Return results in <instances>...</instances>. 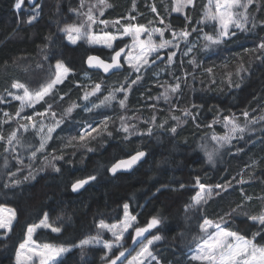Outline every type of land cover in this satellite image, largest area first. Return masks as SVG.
Returning <instances> with one entry per match:
<instances>
[{
  "label": "trees",
  "instance_id": "1",
  "mask_svg": "<svg viewBox=\"0 0 264 264\" xmlns=\"http://www.w3.org/2000/svg\"><path fill=\"white\" fill-rule=\"evenodd\" d=\"M89 1L93 0H86L85 12ZM108 1L110 7L104 9L103 16L98 9H94V14L99 15V20H120V24L105 26L97 23L96 32L113 33L116 27L127 24L162 26L159 17L176 30L196 28L203 31L206 0H194V6L187 7L184 16L173 14L172 0ZM16 2L0 0V100L3 101L0 103V136L4 137L0 140V207L16 212L9 237L0 239V264H16V250L27 238L28 227L40 223L45 214L49 224L61 231L53 234L38 230L33 234L37 244L70 247L72 250L62 258L61 264H103L101 257L105 249L102 246L86 247L82 252L73 245L95 236L100 220L118 222L123 215L124 203L129 204V212L137 216L141 226L146 225L151 216L162 218L160 225L147 235L149 238L153 234L162 237L152 246L160 264H205L190 257L206 237L200 230L205 219L250 237L256 226L246 214L264 211V59H261L264 51L257 47L264 40V0H254L248 9L250 21L256 23L255 28L250 22L246 31L236 33L223 42L219 51L207 57L199 49V43L187 57H182L179 51L172 65L163 67L164 72L158 78L155 75L159 71L152 68L140 73L141 79L129 90L124 108L117 102L124 98V94L117 92V101H113L111 106L92 112L84 110L85 101L80 99L84 86H93L89 85L90 81L102 84V92L90 97L93 103H99L109 91L121 84L127 87L136 79L137 73H129V68L124 65L123 72L105 77L86 68L88 55H98L109 61L112 50L82 42L75 45L66 42V34L60 29L84 18L72 11L80 7V0H39L40 14L31 25L27 20L35 7L29 8L24 0L17 12L14 8ZM150 5L158 10L157 17L149 12ZM202 31L192 32L190 38L194 39ZM165 32L168 38L171 37L168 31ZM128 42L129 39H123L117 45L123 47ZM57 60H62L69 67L68 77L55 86L45 100L34 107H26L21 116L43 112L51 104L52 111L59 118L72 102L80 107L56 129L46 149L30 161L31 152L39 144L38 136L31 127L28 131L20 127L28 121L15 116L20 102L10 93L20 94L22 90L13 89L11 85L20 82L33 91L39 90L54 76ZM208 67L213 69L212 75L203 71ZM241 69L244 70L240 73L244 76L243 82L237 74ZM85 75L90 79H85ZM182 75H186L185 80H182ZM176 83L180 84L179 91H169L166 101L162 93ZM236 84L241 86L237 88ZM184 109L190 110L195 120L192 116H184ZM244 111L249 114L247 119L243 116ZM5 112L13 117L7 123L3 122L8 119ZM121 116L128 125H135L133 134L119 130ZM225 116H235L237 124L245 128V132L234 133L231 144L215 153L209 163L207 149L209 146L216 148L212 136L221 137L227 132ZM106 117L111 118L106 132L98 136L93 134L95 139L69 144L71 137L78 136L82 128L88 124H99ZM51 122L50 119L45 120V123ZM160 124L164 127H159ZM210 124L211 127L208 126ZM150 127L152 135L147 134ZM171 127H176L175 134L168 131ZM13 131L21 138L22 145L15 146V152H5L6 146L11 148L7 145V137ZM137 150L144 151L146 157L131 173L109 175L108 169L113 163ZM53 156H61L62 159L53 160ZM17 157L22 159L24 167L17 164ZM46 157L60 169L59 172L47 163ZM29 164L31 169L26 167ZM30 170L35 178L25 180ZM89 176L96 179L80 193L73 194L72 184ZM197 177L207 186L230 182V187L227 192L219 196L214 194L207 203L186 212V207L193 204L192 198L200 191L196 186ZM14 180L21 183L14 185ZM213 191L220 190L214 188ZM245 196L252 199L246 200ZM238 204L243 208L232 216L226 215ZM110 236L108 232L102 233L103 239L111 240ZM151 264H156V261H151Z\"/></svg>",
  "mask_w": 264,
  "mask_h": 264
},
{
  "label": "snow or ice",
  "instance_id": "2",
  "mask_svg": "<svg viewBox=\"0 0 264 264\" xmlns=\"http://www.w3.org/2000/svg\"><path fill=\"white\" fill-rule=\"evenodd\" d=\"M24 0H17L15 4L16 9L22 7ZM86 0H80V7L78 9H72L78 17L83 16L85 19L79 24H65L63 28L60 29L61 32L66 34V38L69 43L75 45L79 40H86L89 45H102L108 49L112 50L110 57V62L102 59L97 55H88L87 64L89 68H96L102 70L104 73H113V71L120 70L124 64H127L128 67L135 73L136 79L132 80L131 83L125 87L123 84L119 88H115L109 91L108 95L104 96L103 99L99 100V103H93L90 100V97L97 96L98 93L102 92V84L96 83L93 86H84V92L82 97L84 104V110L92 112L98 108L109 107L113 101H117V96L115 93L122 92L124 94L123 99H119L117 102L121 108L126 106L125 102L127 100L128 92L131 89L132 85L136 84L137 81L141 79V71L145 66H151L154 64L157 59H160L159 53L161 50L166 48H176L179 49L181 44L188 45L187 51L184 53L187 55L192 51L195 44H192L189 40L192 32L202 31V29L193 28L189 31L187 28H183L180 31H176L172 28L170 24L166 25L165 28H155L149 29L144 25H121L123 31L120 32L117 29L116 33L102 32L96 34L93 31V26L97 23L104 24L107 26L109 23H112L113 26L119 25L120 20L113 22L107 20H99L97 16L94 15V9L99 10L100 16L104 15V9L110 7L107 0H96V3L90 4L87 11H83ZM254 0H209V6L213 3L215 4L214 11L209 10L205 13L207 20L213 21L215 24L219 25L218 30L214 34L205 33L202 39L205 41L204 47L210 48L214 45L221 44L226 38L231 35H235L231 31L232 28L239 29L241 31L247 30V25L252 22V27H256L254 21H250L248 14V9L252 5ZM175 7L172 11L181 12L183 8L187 6H194V0H174ZM40 5H35L33 9V15L29 16L27 23L31 25L33 22L37 21L39 17ZM242 10V11H241ZM152 11L155 13L157 9L153 6ZM127 19L134 20L135 17H127ZM185 19H188L185 16ZM161 24H164L165 21L161 18L159 21ZM165 31L172 32V39H164ZM154 34L160 36V41L156 42L154 40ZM145 36L146 38L142 39L141 37ZM123 37H131L132 44L120 47L115 46L114 42ZM258 49L264 51V40H262L258 45ZM138 49V51H137ZM127 50V51H126ZM176 55L175 52H170L167 55V61L169 64L173 62V57ZM123 57V58H122ZM151 58V59H150ZM264 59V58H261ZM192 63V61H190ZM55 73L53 77H50L49 80L41 85L39 90H31L26 84L20 82H13L11 87L13 89L22 90L23 94H12L13 99L20 101V108L16 112L15 116L20 117L23 120L28 121V124H22V127L25 131L29 130L31 127L35 130L37 136L39 137L40 143L38 147H35L29 156V160H35L38 152H43L46 149L48 141L53 139V133L61 124L64 123L65 118L70 117L73 111L80 107L76 102H72L69 107L64 110V113L57 118V113L52 111V105L49 104L48 107L43 111H37L32 115L21 116V113L26 107H34L36 104L45 100V97L51 95L56 85L62 84L64 80L68 77L70 73L69 67L65 65L62 60H57L55 64ZM211 71V69H209ZM244 71L241 69L237 74ZM127 77L125 81L127 82ZM241 82H243L244 76L240 75ZM229 83L231 84V79L229 78ZM237 88L241 84L235 85ZM180 89V84L176 83L175 85H170L165 89V92L162 93L163 98L167 101L169 99V91L172 93L178 92ZM61 100L64 99L63 96L60 97ZM0 103H3L0 100ZM89 104L91 106L89 107ZM196 107V105H193ZM184 116H192L195 120V116L188 109H184ZM248 112L244 111L243 116L247 119ZM4 116L8 119L3 121L4 123L9 122L13 117L5 112ZM35 117H39V120H36ZM173 119L178 120L177 117L173 116ZM46 119H50L51 123H45ZM111 118L106 117L104 120L100 121L99 124L93 125L88 124L86 127L82 128L78 136L71 137L69 144L71 145L72 141L84 142L88 138L95 139V136L101 135L107 131L108 122ZM153 117V121H154ZM264 119V118H262ZM121 127L120 131H123L127 134H133L135 132V125H128L123 116L120 117ZM224 126L227 130L226 134L221 137L216 135L212 136V140L216 144V148L212 152H207L208 162L213 161V156L220 148H223L225 145H230L232 139L235 138L234 133H244L245 128L240 127L235 116L223 118ZM216 121H213L215 123ZM211 127L212 125H208ZM230 126V127H229ZM159 127L163 128L164 124H160ZM171 133L175 134L177 129L176 127H171L168 129ZM95 134V136L93 135ZM111 135V133H108ZM148 135H152V128L150 127L147 130ZM127 139V136L125 137ZM0 140H4L3 136H0ZM7 145L10 147H5V152H15V146L22 145L21 138L18 137L16 131H13L7 137ZM89 151L92 149L89 148ZM146 153L142 150H137L135 154L130 155L127 159H119L117 162L113 163L108 171L115 176L120 171H127L133 168L139 161L144 158ZM48 164H51V161L45 158ZM53 160L62 159L61 156H53ZM18 165H23L22 159L19 157L16 158ZM5 166L7 167V161H5ZM52 168L59 172L60 169L57 168L54 164H51ZM31 169V164L27 165ZM15 176V173L11 174ZM35 175L30 170L29 175L24 179H34ZM95 176H89L85 179H78L75 183L72 184V191L77 192L82 189L89 181L95 180ZM244 181H241L243 183ZM21 183L19 180H14L13 184ZM8 185L6 184L5 187ZM196 186L200 189L199 192L192 198L193 204H190L186 207L185 211L187 212L194 206L201 205L202 203H207L208 199L211 198L214 194L219 196L224 192L228 191L230 187V182L227 185L216 184L214 186H207L200 182V179L196 178ZM181 188L184 185H180ZM219 189L214 193L213 189ZM160 189H157L159 192ZM176 191V189H173ZM155 195V193H153ZM246 200H251V197L245 196ZM243 205L238 204L236 208L232 209L231 212L226 213L228 216H232L234 213H237L238 210L242 209ZM248 220L252 222V225L256 226V230L251 233V236L248 237L244 234H241L239 230H228L224 227H221L220 223L205 219L200 225L201 232L206 234V238H202V243L196 248L195 254L191 255L192 260H199L205 262V264H264V244H261V241H264V211L259 214H246ZM16 219V212L12 209H6L0 207V239H7L9 234L13 229V222ZM161 217L159 215L151 216L146 225H139L137 221V216L129 212V204H123V219L118 220L117 223H106L104 220H100L96 227L99 229L95 236L86 237L78 244L73 245V247H78L82 250L86 247H103L105 249V254L101 257L103 264H151V261H156V264H160V261L157 260V257L153 254L152 246L155 242L162 239L160 235L153 234L151 238L145 236L146 233L154 228H157L161 223ZM223 220V217H221ZM39 227L51 228L52 232H60L59 227H53L48 222V216L45 214L44 219L38 225H30L27 229V238L23 243L19 245V248L16 250V264H28V261H31L32 264H36V261L33 260V257L39 259V264H61L62 257L64 254L70 252L72 249L63 245H53L49 243L37 244L33 240V233ZM213 229V231H209ZM108 232L111 234L112 239L106 240L102 238V233ZM131 238L132 244L138 246V251L136 247L129 248L127 240ZM146 241V242H145ZM132 252H135V255H132ZM23 257V259H22ZM131 257V258H129Z\"/></svg>",
  "mask_w": 264,
  "mask_h": 264
},
{
  "label": "rangeland",
  "instance_id": "3",
  "mask_svg": "<svg viewBox=\"0 0 264 264\" xmlns=\"http://www.w3.org/2000/svg\"><path fill=\"white\" fill-rule=\"evenodd\" d=\"M107 2H108V4H110V2L107 0ZM172 2H173V7H175L176 5H175V3H174V0H172ZM17 3V2H16ZM94 3H96V0H93L92 2L91 1H89V5L90 4H94ZM206 8H205V12H204V15H203V19H202V24H203V31H202V33H199L198 34V36L197 37H195L194 39H191L190 37H189V40H190V42L192 43V44H195L196 46L198 45V43H199V49H201V51L204 53V56L205 57H207L209 54H211V53H215V52H217V51H219V48H221V46H223V42L224 41H226V40H228V39H231L232 37H234L235 35H236V33H239V32H243V31H241V30H239V29H235V28H232L231 29V31L232 32H234L235 33V35H231V36H229L228 38H226L221 44H219V45H214V46H212V47H210V48H205L204 47V44H205V41L202 39V37H203V35L205 34V33H207V34H214V32L216 31V30H218V28H219V25L218 24H215L213 21H211V20H207L206 19V17H205V13L209 10V7H211V10H213L214 11V9H215V4L213 3L211 6H209V0H206ZM23 5V4H22ZM152 7H153V5H150L149 6V12H153L152 11ZM187 7H189V6H187ZM187 7H185V8H183V10L181 11V12H176V11H173V14H175V15H177V16H184V13H185V9L187 8ZM14 8H15V6H14ZM34 8V7H33ZM156 8V7H155ZM15 10L18 12V11H20V9H16L15 8ZM242 11V10H241ZM95 12V11H94ZM154 13V12H153ZM155 14V16L157 17L158 16V10H157V12H155L154 13ZM95 16H97L98 17V19H100V17H99V15H96V14H94ZM162 17H159V21H160V19H161ZM85 18H80L77 22H74V23H72V24H79V23H81L83 20H84ZM163 19V18H162ZM164 20V19H163ZM165 21V20H164ZM97 25L98 24H96V25H94L93 26V31L96 33V34H100L99 32H96V27H97ZM162 26H152V27H148L147 25H144L145 27H147V28H149V29H155V28H165V26L166 25H168V23L165 21V23L164 24H161ZM250 25V24H249ZM173 29H175V27H172ZM117 29H119V31L120 32H122L123 31V28L122 27H120V28H118V27H116L115 28V32H113V33H116V31H117ZM176 30V29H175ZM181 29H179V30H176V31H180ZM169 33H170V35H171V37H169L168 38V36L166 35V32L164 33V39H167V40H171L172 39V32L171 31H168ZM142 39H144V38H146L145 36H142L141 37ZM154 40L156 41V42H159L160 41V36L158 35V34H154ZM123 39H129V42H128V45H131L132 44V39H131V37H123ZM123 39H120V40H117V41H115L114 42V47L115 46H117V43L119 42V41H121V40H123ZM200 40V41H199ZM199 41V42H198ZM66 42L68 43V44H70V45H73V44H71V43H69V41L67 40V38H66ZM79 42H82V43H85V44H87V45H89L88 43H87V41L86 40H79L77 43H79ZM76 43V44H77ZM89 46H92V47H103L102 45H89ZM103 48H105V49H107V50H111V49H108V48H106V47H103ZM187 48H188V45H186V44H181V46H180V48L179 49H176V48H166V49H163V50H161L160 51V53H159V55L161 54V53H163V54H165V52H166V58L162 61V62H160L159 64H156V65H151L150 67L149 66H145V68L144 69H142V71H141V73L143 72V71H145V70H147V69H150V68H152L153 70H155V71H159V72H157L156 73V77L158 78L160 75L159 74H163V72H164V70H163V67H168V66H170V65H172V63L174 62V60H175V58H176V56H177V53L180 51V53H181V56L182 57H187L188 55H190V53H192V51L196 48V47H194L193 49H192V51L191 52H189L187 55H185L184 53L187 51ZM127 51V50H126ZM137 51H138V49H137ZM170 52H175L176 53V55L173 57V62L171 63V64H169L168 63V61H167V55H168V53H170ZM151 59V58H150ZM127 68H129L128 67V65L127 64H124ZM209 69H211V68H206V70H203V71H205L206 73H208L209 75H212V72H213V69H211V71H209ZM129 73H131V72H133L130 68H129ZM135 73V72H134ZM85 79H90V77L88 76V75H85V77H84ZM182 80H185L186 79V75H182ZM176 79H179V77L178 78H176ZM176 79L174 80L175 82H176ZM95 83H93L92 81H90L89 82V85H94ZM86 85H88V84H86ZM57 86V85H56ZM20 94L22 95L23 94V91L22 92H20ZM13 98V97H12ZM20 102V101H19ZM90 107V106H89ZM38 141H39V143H40V140H39V137H38ZM29 145V144H28ZM27 146V145H26ZM37 146H39V144H37ZM213 149H214V147L213 146H209L208 147V149H207V151L208 152H212L213 151ZM221 150H222V148H220L219 149V153L221 152ZM218 152H216V153H218ZM121 219H123V215H122V218ZM15 221V220H14ZM14 223V222H13ZM117 223V222H116ZM38 224H40V223H38ZM37 224V225H38ZM40 229H43V230H47V231H50L51 233H53V234H57L56 232H52L51 231V228H43V227H39V228H37L36 230H35V232L34 233H36L38 230H40ZM209 231H213V229H210ZM33 233V234H34ZM59 233V232H58ZM110 234V233H109ZM111 235V234H110ZM148 235V233H146L145 234V236H147ZM111 237V239H112V236H110ZM149 238V237H148ZM206 238V237H205ZM146 242V241H145ZM160 242V240L159 241H157V242H155V244H157V243H159ZM202 243V242H201ZM200 243V244H201ZM127 244H128V246H129V248L131 249L132 247H136L137 248V251L139 250L138 249V246H133V244H132V241H131V238H129L128 240H127ZM154 244V245H155ZM199 244V245H200ZM198 245V246H199ZM197 246V247H198ZM196 247V248H197ZM196 248L191 252V255H193V254H195V251H196ZM66 254H64V256H65ZM132 255H135V252H132ZM191 255H190V257H191ZM63 256V257H64ZM62 257V258H63ZM129 258H131V257H129ZM22 259H23V257H22ZM33 260H35L36 261V264H39V259L37 258V257H33ZM199 261V260H198ZM28 264H32V262L31 261H28Z\"/></svg>",
  "mask_w": 264,
  "mask_h": 264
},
{
  "label": "water",
  "instance_id": "4",
  "mask_svg": "<svg viewBox=\"0 0 264 264\" xmlns=\"http://www.w3.org/2000/svg\"><path fill=\"white\" fill-rule=\"evenodd\" d=\"M38 1L39 0H26V4H27V6L29 7V8H32V7H34L35 5H37V3H38ZM98 56V55H97ZM160 57V59H157L156 60V62L154 63V64H156V63H158V62H161L163 59H164V55H160L159 56ZM86 61H87V59H86ZM85 61V65H86V68L89 70V71H91V72H98V73H100V74H102L103 76H105V77H110V76H112V75H114V74H117V73H121V72H123V70H124V65H123V67L120 69V70H118V71H113V73H104L102 70H100V69H96V68H89L88 67V64H87V62ZM106 61H108V60H106ZM109 62H110V60H109ZM135 154V153H134ZM145 157H146V155H145ZM145 157L144 158H142V160L141 161H139L136 165H134L133 166V168L132 169H130V170H127V171H120V172H118L117 174H129V173H131L140 163H142L143 161H144V159H145ZM128 158V157H127ZM127 158H124V159H127ZM117 162V161H116ZM111 167V166H110ZM109 167V168H110ZM108 173H109V175L110 176H113L109 171H108ZM91 181H89V183H90ZM88 183V184H89ZM88 184H86L82 189H80L79 191H77V192H73L72 191V186H71V192L73 193V194H78V193H80ZM134 246V245H133Z\"/></svg>",
  "mask_w": 264,
  "mask_h": 264
},
{
  "label": "flooded vegetation",
  "instance_id": "5",
  "mask_svg": "<svg viewBox=\"0 0 264 264\" xmlns=\"http://www.w3.org/2000/svg\"><path fill=\"white\" fill-rule=\"evenodd\" d=\"M152 65V64H151Z\"/></svg>",
  "mask_w": 264,
  "mask_h": 264
}]
</instances>
